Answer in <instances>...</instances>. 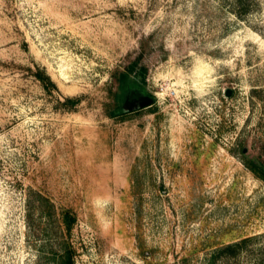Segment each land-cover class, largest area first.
Returning <instances> with one entry per match:
<instances>
[{
  "label": "rangeland",
  "instance_id": "1",
  "mask_svg": "<svg viewBox=\"0 0 264 264\" xmlns=\"http://www.w3.org/2000/svg\"><path fill=\"white\" fill-rule=\"evenodd\" d=\"M252 2L239 18L231 0H0V264H57L64 241L75 264H207L246 236L216 264H264V181L244 163L264 158ZM139 55L148 94L112 116L115 70Z\"/></svg>",
  "mask_w": 264,
  "mask_h": 264
},
{
  "label": "trees",
  "instance_id": "2",
  "mask_svg": "<svg viewBox=\"0 0 264 264\" xmlns=\"http://www.w3.org/2000/svg\"><path fill=\"white\" fill-rule=\"evenodd\" d=\"M253 0H231L234 8V13L239 18H245L248 13L252 10ZM142 55H139L136 59L131 61L125 68L115 70V78L118 82V88L113 93L114 103L113 108L110 111L112 116L119 114H126L122 106L124 100L127 97L141 96L148 94L146 89L147 83V72L148 68L146 65H140ZM35 76L40 80L46 90L52 92L53 88L58 89L57 83L52 77L44 70L39 68L35 72ZM59 103L67 109H74L81 102V97H64V99H58ZM245 165L253 172V174L259 179L264 181V158L259 156L258 158H245ZM38 207L41 215L43 216L45 211L46 199L44 196L39 195ZM34 208H36L34 206ZM47 214H50L47 212ZM61 223L67 234L71 233L77 216L71 208H62L61 212ZM253 236L241 237L238 240L227 243L219 247L216 251L211 253L207 264H216L219 259L224 258H236L242 255L253 242ZM55 260L57 264H75L74 249L70 242L64 241L60 252L56 253Z\"/></svg>",
  "mask_w": 264,
  "mask_h": 264
},
{
  "label": "water",
  "instance_id": "3",
  "mask_svg": "<svg viewBox=\"0 0 264 264\" xmlns=\"http://www.w3.org/2000/svg\"><path fill=\"white\" fill-rule=\"evenodd\" d=\"M227 94H230V90L227 91ZM153 98L148 96H142L136 99L135 101L130 102L127 106V110H135L139 108H143L145 106H148L149 104H152Z\"/></svg>",
  "mask_w": 264,
  "mask_h": 264
}]
</instances>
